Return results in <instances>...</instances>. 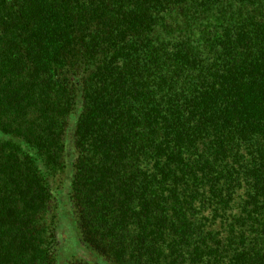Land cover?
I'll list each match as a JSON object with an SVG mask.
<instances>
[{"label":"trees","instance_id":"obj_1","mask_svg":"<svg viewBox=\"0 0 264 264\" xmlns=\"http://www.w3.org/2000/svg\"><path fill=\"white\" fill-rule=\"evenodd\" d=\"M264 264V0H0V264Z\"/></svg>","mask_w":264,"mask_h":264},{"label":"rangeland","instance_id":"obj_2","mask_svg":"<svg viewBox=\"0 0 264 264\" xmlns=\"http://www.w3.org/2000/svg\"><path fill=\"white\" fill-rule=\"evenodd\" d=\"M80 111L81 106L78 98L74 113H72V115L70 116L66 127L64 182L62 184V187L57 192L59 204L61 206V216L58 228L60 237V252L58 264H66V257H69L71 255L83 256L85 253V250L79 245V242L77 241L75 230L73 229L72 223L70 221V206L68 195L73 171V160L75 158V150L72 144V138L76 118L79 115Z\"/></svg>","mask_w":264,"mask_h":264}]
</instances>
